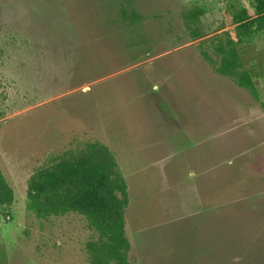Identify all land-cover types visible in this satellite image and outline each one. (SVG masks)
<instances>
[{"label":"rangeland","instance_id":"374dc122","mask_svg":"<svg viewBox=\"0 0 264 264\" xmlns=\"http://www.w3.org/2000/svg\"><path fill=\"white\" fill-rule=\"evenodd\" d=\"M120 1L0 0V264H92L83 215L26 202L37 168L96 141L128 184L129 264H264V34L237 47L258 98L217 51L253 0H134L136 25Z\"/></svg>","mask_w":264,"mask_h":264},{"label":"trees","instance_id":"16d2710c","mask_svg":"<svg viewBox=\"0 0 264 264\" xmlns=\"http://www.w3.org/2000/svg\"><path fill=\"white\" fill-rule=\"evenodd\" d=\"M134 5V0L119 3L121 18L128 25H136L141 20ZM232 13L236 40L229 37L226 44L217 47L221 55L218 71L234 78L258 98L252 73L245 68L237 47L264 34V0H253L251 5L244 3L241 10ZM203 14L202 7L183 12L184 24L194 39L201 36L198 26ZM14 200L15 191L0 167V216L10 214L5 208ZM128 204V184L116 158L108 146L98 141L86 149L52 156L34 171L28 182L29 211L43 218L77 212L98 233L97 239L87 245L92 264H129Z\"/></svg>","mask_w":264,"mask_h":264}]
</instances>
